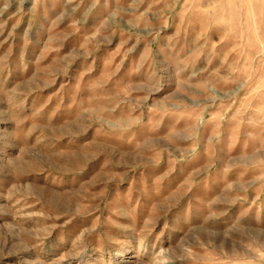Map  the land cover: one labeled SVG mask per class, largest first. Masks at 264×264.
Listing matches in <instances>:
<instances>
[{
  "label": "rangeland",
  "instance_id": "obj_1",
  "mask_svg": "<svg viewBox=\"0 0 264 264\" xmlns=\"http://www.w3.org/2000/svg\"><path fill=\"white\" fill-rule=\"evenodd\" d=\"M0 264H264V0H0Z\"/></svg>",
  "mask_w": 264,
  "mask_h": 264
}]
</instances>
